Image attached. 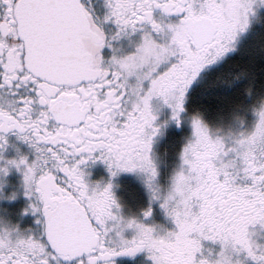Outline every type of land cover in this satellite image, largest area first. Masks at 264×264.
I'll return each mask as SVG.
<instances>
[{"label": "snow or ice", "instance_id": "1", "mask_svg": "<svg viewBox=\"0 0 264 264\" xmlns=\"http://www.w3.org/2000/svg\"><path fill=\"white\" fill-rule=\"evenodd\" d=\"M252 36L264 0H0V191L15 171L8 200H23L18 222L0 217V264H264V94L253 130L223 135L210 117L234 86L204 87ZM169 126L178 166L161 195ZM122 174L147 177L139 212L116 194Z\"/></svg>", "mask_w": 264, "mask_h": 264}, {"label": "flooded vegetation", "instance_id": "2", "mask_svg": "<svg viewBox=\"0 0 264 264\" xmlns=\"http://www.w3.org/2000/svg\"><path fill=\"white\" fill-rule=\"evenodd\" d=\"M259 39L256 36H252L249 38L247 44L243 46L238 54L224 61L218 67H216L213 71V74L207 78L204 87L208 90L209 86L213 81L223 82V80L228 79L232 76V74L238 73L237 76L240 77L239 80L236 79L237 76H234L233 85L229 86V90L238 84H242L247 81V75L245 73H240L241 65L243 64L246 58L249 55V52L258 47ZM117 47L122 48L124 51L131 50L132 43L125 39L119 41L117 43ZM237 67V69H236ZM264 82V81H263ZM264 94V89L254 95L252 94V99L247 98L246 108L242 111L240 110L237 113H232L228 117L214 119L210 117V124L214 131H218L223 135H228V126L229 123L235 121L236 118L244 115L247 117L248 128L246 132H250L253 130V123L256 120L255 115L252 112L253 103L258 101L261 98V95ZM259 106L258 104L256 105ZM186 128H187V118L185 120ZM189 133L187 131L184 132L183 138H187ZM10 142L12 144H17L21 147V151L24 154L28 153V148L25 145L20 144L16 140L15 137H10ZM177 143L178 137L173 126L166 127L162 129L160 136L156 139L154 150H153V158L157 162L160 168V194L164 195L167 193L170 186V178L172 176L173 171L178 166L177 160ZM8 156H15L16 152L14 148L9 149L6 153ZM91 173L90 179L93 181L100 180L103 178L105 181L108 179V172L106 167L102 163H96L92 167L88 169ZM98 176V177H97ZM146 176L136 175L129 176L128 174H122L120 177L116 179V183L119 185L118 188L115 189L117 196L120 198L121 203L124 205L125 209L128 213L139 212L143 207H145L150 198V193L146 188ZM21 176L19 173L13 171L11 176L7 179L6 187L3 191H0V217H3L6 221H11L13 223L19 221V217L17 215L18 210L23 205L22 199H17L15 202L9 201L8 196H10L13 192H19L20 189ZM157 223H164V220L159 212L157 205V214L154 217ZM27 221L23 222V225H26ZM260 236H264V229H260L259 227L256 229Z\"/></svg>", "mask_w": 264, "mask_h": 264}, {"label": "trees", "instance_id": "3", "mask_svg": "<svg viewBox=\"0 0 264 264\" xmlns=\"http://www.w3.org/2000/svg\"><path fill=\"white\" fill-rule=\"evenodd\" d=\"M262 48H264V40H260L258 42V47L252 49L244 63L240 64L242 66L240 73H245L248 78L244 83L234 86V95L238 97V100L231 104L227 112L216 114L211 118L218 119L224 116L228 117L232 113H237L240 110L242 111L246 108L249 90H251L252 94L256 95L264 89V63L260 60ZM237 74L238 73L234 72L230 78L223 80L224 83L213 81L208 90H219L223 94H229L232 90V88L229 90V86L233 85L234 76H237Z\"/></svg>", "mask_w": 264, "mask_h": 264}, {"label": "rangeland", "instance_id": "4", "mask_svg": "<svg viewBox=\"0 0 264 264\" xmlns=\"http://www.w3.org/2000/svg\"><path fill=\"white\" fill-rule=\"evenodd\" d=\"M246 120H247V117L242 115L236 118L235 121L229 123L230 125L227 127L229 130L228 135H235L241 131H246L248 128V124ZM165 187H169V186H165Z\"/></svg>", "mask_w": 264, "mask_h": 264}, {"label": "bare ground", "instance_id": "5", "mask_svg": "<svg viewBox=\"0 0 264 264\" xmlns=\"http://www.w3.org/2000/svg\"><path fill=\"white\" fill-rule=\"evenodd\" d=\"M98 177V176H97Z\"/></svg>", "mask_w": 264, "mask_h": 264}]
</instances>
